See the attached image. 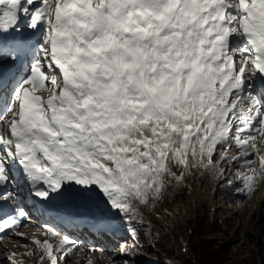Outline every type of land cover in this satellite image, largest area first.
<instances>
[{
    "label": "snow or ice",
    "instance_id": "6c2138e0",
    "mask_svg": "<svg viewBox=\"0 0 264 264\" xmlns=\"http://www.w3.org/2000/svg\"><path fill=\"white\" fill-rule=\"evenodd\" d=\"M0 111L11 116L0 122V201L23 185L98 227L118 213L132 237L120 253L132 256L141 207L191 191L195 173H231L249 201L264 180V0H0ZM27 215L0 208V233L22 237ZM43 227L48 239L24 245L41 261L77 248Z\"/></svg>",
    "mask_w": 264,
    "mask_h": 264
},
{
    "label": "rangeland",
    "instance_id": "374dc122",
    "mask_svg": "<svg viewBox=\"0 0 264 264\" xmlns=\"http://www.w3.org/2000/svg\"><path fill=\"white\" fill-rule=\"evenodd\" d=\"M36 94L45 95L40 91ZM261 141H264V135L257 136L260 154L264 155V144H261ZM236 151L233 147L230 149V154L236 153ZM252 158L254 157H249V159ZM213 159H218V157L214 156ZM223 166L227 170L228 165L224 164ZM254 166L259 167L258 158H256ZM232 167L238 168L239 165L233 162ZM201 178L198 173H195L191 180V191L180 188L173 199H167L165 205L164 201L161 202L160 206L158 203L152 211L141 207L140 211L146 221L145 225L141 226V234L146 249L150 250L148 252L141 251L138 247L133 250L132 256L127 257L121 255L120 245H131L132 237H130L129 242H121L119 245L118 236L113 234L110 226L98 227L94 223L95 216L91 212H85L77 206L60 200L45 203L37 197H31L40 207H38L40 216L46 215L41 219L43 222L54 226L59 229L61 234H67L68 237L79 242L77 248L73 249L63 260L60 259V254L53 249V253L56 255V264H88L89 261L91 264H109V258L116 261V264H121L124 259L129 260L130 264H147L157 258L155 251L151 249L158 233L167 235L173 256L179 264L186 260L192 264H199L190 250V245L196 241L198 236L207 240L211 248L218 252L220 264H264V219L262 218L264 212V180L255 189L251 200L249 201L243 196L240 200L242 203H233L229 200L228 195L236 193V189L241 187L234 175L229 173L226 177V179L234 181L232 186L226 184V179L217 185L213 183V190L211 189L213 192L209 195L212 224L198 235L196 234L198 225L194 222L195 204L201 197L206 196V193L202 194L201 189L198 188ZM223 189L232 190V192L225 193L222 192ZM24 190L28 191V188L22 185L21 189L16 190V194L17 192L18 194L22 193ZM2 203L0 201V205ZM162 208H167L171 214L165 216L164 211L160 212ZM45 231L38 229L34 233L29 232V235L28 232H25L30 237L26 243H22L15 236L8 235L0 241V264H13V262L15 264H50L47 257L43 261L40 260L44 254L43 249L24 246L30 244L33 234H35V239L41 242L48 239L47 236L41 234ZM128 234L126 233V235ZM49 242L53 245L59 244V240L56 238L50 239ZM89 248L100 249L104 254L101 255L100 251L89 252ZM29 252L31 254H28ZM12 253L17 255L12 256L10 260L9 256Z\"/></svg>",
    "mask_w": 264,
    "mask_h": 264
},
{
    "label": "trees",
    "instance_id": "16d2710c",
    "mask_svg": "<svg viewBox=\"0 0 264 264\" xmlns=\"http://www.w3.org/2000/svg\"><path fill=\"white\" fill-rule=\"evenodd\" d=\"M222 180H218L214 183V185H217ZM213 182L208 179L207 177H202L198 188L201 189L202 194L206 193V196L201 197L200 200L195 204V218L194 222L198 225L196 234L200 235L201 231L208 228L212 223L210 220V214H211V206L209 205V195L212 194V188H213ZM184 190H187L183 188ZM212 189V190H211ZM222 192L230 193L232 190H226L223 189ZM229 196V195H228ZM244 195L236 192L234 194H231L230 201L233 203L240 202L241 198H243ZM105 216L110 221V229L113 230V233L115 236L120 238V236H124L127 231V225L123 222V220L120 218L118 213L115 212H107L105 213ZM262 218L264 219V212L262 215ZM138 233H139V243L142 245V247H139L141 251H149L150 249H146L144 245V240L141 234V226L136 225ZM194 244V245H193ZM192 245H190V250L196 257L195 260L199 264H220V256L216 250H213L209 244V242L205 239H202L200 236L197 237L196 241H194ZM155 251L157 258L153 259V261H149L147 264H179L177 259L173 256V250L171 247V243L167 238V235L165 233H158L157 238L153 241L152 249ZM160 260V261H159ZM182 264H192L189 262V260L183 261Z\"/></svg>",
    "mask_w": 264,
    "mask_h": 264
},
{
    "label": "bare ground",
    "instance_id": "6f19581e",
    "mask_svg": "<svg viewBox=\"0 0 264 264\" xmlns=\"http://www.w3.org/2000/svg\"><path fill=\"white\" fill-rule=\"evenodd\" d=\"M235 151V150H234ZM232 154H236V153H232ZM259 161V160H258ZM172 171H174L177 175L179 174V172H180V169L179 168H176V167H173L172 168ZM193 183V182H192ZM18 194V193H17ZM19 200V199H18ZM164 201V205L166 204V202H167V199H164L163 200ZM21 202V201H20ZM162 203H159V206L161 205ZM48 205V204H47ZM1 208H3V207H1ZM4 209V208H3ZM38 211H40V210H37V212ZM162 211H164V215L165 216H167V215H169V214H171L170 213V210H168L167 208H162L161 210H160V212H162ZM39 214V218L40 219H43L42 217L43 216H45L46 217V215L44 214L43 216H40V213H38ZM43 225L45 224V223H42ZM43 225H42V228H44L43 227ZM23 226H24V224H21L19 227H17V228H15L14 229V231L15 232H17V233H23V236L22 237H17L16 235H14V234H12L13 236H15L19 241H22V243H26V240H29L30 239V237L29 236H27L26 234H25V229L23 228ZM144 230H146V229H144ZM30 233L28 232V235H29ZM62 263V262H61Z\"/></svg>",
    "mask_w": 264,
    "mask_h": 264
}]
</instances>
